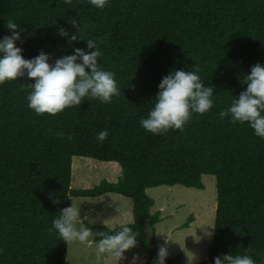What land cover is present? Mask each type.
<instances>
[{
  "label": "trees",
  "instance_id": "1",
  "mask_svg": "<svg viewBox=\"0 0 264 264\" xmlns=\"http://www.w3.org/2000/svg\"><path fill=\"white\" fill-rule=\"evenodd\" d=\"M20 26L25 59L44 51L53 60L73 54L59 28L85 25V39L100 42V63L115 74L121 95L111 104L85 100L56 116L28 107L25 75L0 85V264H66L69 241L53 221L72 198L119 195L132 202L137 245L153 264L160 213L147 191L161 186L203 190V176L217 180L218 207L208 260L245 254L264 264V140L247 124L219 113L245 91L243 79L264 63V0H110L103 10L89 0H0V38ZM75 47L86 49L84 41ZM198 70L214 87V107L193 114L183 130L146 132L162 78L173 70ZM108 130L100 143L97 134ZM120 166L116 183L72 188L74 158ZM58 198L54 204L49 198ZM193 217L184 227H189ZM93 231L117 229L85 223ZM98 242L100 237H94ZM175 264H182L180 257Z\"/></svg>",
  "mask_w": 264,
  "mask_h": 264
},
{
  "label": "clouds",
  "instance_id": "2",
  "mask_svg": "<svg viewBox=\"0 0 264 264\" xmlns=\"http://www.w3.org/2000/svg\"><path fill=\"white\" fill-rule=\"evenodd\" d=\"M89 2L94 8L103 10L110 0ZM68 23L75 31L69 32L61 27L58 34L67 40L73 54L54 60L44 51L32 59H25L23 49L17 43L22 40L20 26L14 21L7 22L11 35L0 38V85L16 82L25 75L34 81L28 85L31 91L27 102L29 109L38 116H56L66 109L80 106L86 99L111 104L114 98L121 95L115 74L105 70L100 63V42L83 37L85 25L75 21ZM77 41H84L86 49L75 47ZM243 85L245 91L219 113L220 118L227 117L232 123L247 124L256 137L264 140V63L252 66L250 74L244 76ZM157 87L153 107L147 118L139 121L142 128L153 135L183 130L193 114L204 115L214 107V87H205L198 70H173L162 78ZM108 136V130H102L96 140L103 143ZM49 198L54 204L61 202L52 195ZM83 221L80 207L72 203L59 211L53 228L63 241L87 243L93 237H100L96 246L97 257L107 254L116 258L117 264L127 250L137 245L138 233L127 223L109 233L94 232ZM250 252L249 248L245 254H222L214 257L213 264H256V260L247 254ZM166 256L165 245H158V255L153 264H165Z\"/></svg>",
  "mask_w": 264,
  "mask_h": 264
},
{
  "label": "rangeland",
  "instance_id": "3",
  "mask_svg": "<svg viewBox=\"0 0 264 264\" xmlns=\"http://www.w3.org/2000/svg\"><path fill=\"white\" fill-rule=\"evenodd\" d=\"M72 188L92 189L103 181L116 183L123 175L120 166L105 164L88 158H74ZM203 190L184 186H161L147 194L155 200L153 213H160L161 222L156 225V238L152 246L164 244L167 252L165 264H175L180 257L182 264H201L208 260L212 246L218 207L217 180L214 176L202 177ZM80 207L85 223L117 229L133 223L132 202L119 195H106L97 199L72 198ZM193 217L189 227H184ZM86 226V224H85ZM166 241V243H165ZM97 242L69 241V257L66 264H117L116 258L107 254L97 257ZM150 255L138 245L127 250L118 264H144Z\"/></svg>",
  "mask_w": 264,
  "mask_h": 264
}]
</instances>
